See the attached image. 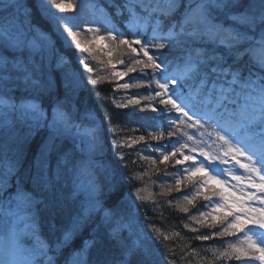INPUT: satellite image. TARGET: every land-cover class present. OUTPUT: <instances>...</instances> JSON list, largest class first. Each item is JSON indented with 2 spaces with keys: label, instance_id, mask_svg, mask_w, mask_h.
I'll list each match as a JSON object with an SVG mask.
<instances>
[{
  "label": "snow or ice",
  "instance_id": "6c2138e0",
  "mask_svg": "<svg viewBox=\"0 0 264 264\" xmlns=\"http://www.w3.org/2000/svg\"><path fill=\"white\" fill-rule=\"evenodd\" d=\"M103 49L112 80L136 81L116 90H147L115 104L140 116L130 136L84 107ZM133 154L181 166L176 190L208 209L195 240L242 237L216 260L264 264V0H0V264H177L180 233L147 225L128 187L145 175L125 174Z\"/></svg>",
  "mask_w": 264,
  "mask_h": 264
},
{
  "label": "trees",
  "instance_id": "16d2710c",
  "mask_svg": "<svg viewBox=\"0 0 264 264\" xmlns=\"http://www.w3.org/2000/svg\"><path fill=\"white\" fill-rule=\"evenodd\" d=\"M73 2L79 3V0H73ZM64 15L70 14L65 13ZM45 27H47L46 24ZM81 38L89 39L90 37L85 35ZM92 47L95 48L94 45ZM62 51L71 60V65L74 67V69L78 73H80L82 78L86 79L89 74L78 63V59L81 58L80 50L75 49L74 46H71L62 49ZM99 52L100 63H95L92 66L94 68H96V66L99 64L105 66L106 71H104L103 73H101L96 68L98 70V74L103 77L104 80L98 86L86 85L85 89L81 92V96L85 100L84 107L87 109H91L95 114L99 116H103L105 113L111 114V116L113 117L112 124L120 125L125 129L119 133L121 137L133 135L131 129L139 127V124L135 121H139L140 116H136L133 118V121H129L128 109L116 108L115 104L126 102L124 101V93L129 94L130 92H139L142 95H147V90L143 88H133L130 89V92L124 90H116L114 85L118 83V81L112 80L111 73L110 71H108L109 68L106 67L108 59L105 60V58L107 54H105L104 49L99 50ZM117 55V52L113 53V56ZM114 60H116V57L114 58ZM135 74L136 73H130L129 75L134 76ZM106 97L114 98L115 103H113L111 99H105ZM135 134H145L144 129H141L140 132ZM143 154L148 155L149 153L145 152ZM126 159L129 163V168L124 170L126 175L131 176L133 174L145 173L143 180H136L132 184L128 185V187L141 188V194L149 197V200L141 205L142 213H146L147 217L150 218L146 221V224H154L156 227L160 228L168 235H172L175 232L180 233V238L174 240V244L176 245L177 264H239V262L235 259L229 260L227 262H224L223 258H221L219 261L215 259V257L218 256V253L220 251H223L225 248V246L222 245L216 251L209 250V245L213 244L215 238H212L208 241L195 240L194 236L201 233H193L190 230V228H197V225L194 221L188 223L190 225L189 229L184 228V224L187 223L186 216L188 213L181 212L180 208L188 207L190 212L194 207V204L191 205L187 203V201L183 198L184 195L192 193L190 191L193 187L187 181H184V183L181 185L182 191L176 190V177L173 174L175 173L176 169L180 168V165H176L175 167H173L172 162L169 161L167 162V164L158 163V165L156 164L155 166H151L150 162L144 163L138 160L135 154L127 156ZM133 160H136V163H132ZM165 169L167 170L168 175L164 178H161V174L164 173ZM169 187L172 189L170 192L168 191ZM162 192L164 194L160 195V193ZM153 198L155 199V203H153ZM195 202L197 203L198 201H194V203ZM153 209L156 210L153 211ZM185 245L187 246L185 248V251L181 252V247ZM192 250H195V254H192ZM185 253H188L187 258L181 260L180 257L184 256Z\"/></svg>",
  "mask_w": 264,
  "mask_h": 264
},
{
  "label": "rangeland",
  "instance_id": "374dc122",
  "mask_svg": "<svg viewBox=\"0 0 264 264\" xmlns=\"http://www.w3.org/2000/svg\"><path fill=\"white\" fill-rule=\"evenodd\" d=\"M103 44H106V42H102ZM105 50V49H104ZM95 56H96V59L95 60H89L88 62H89V64H90V66H92V65H94L95 63H100L99 62V54H100V52H99V50H97V51H94V53H93ZM105 54H107V51L105 52ZM88 54L87 53H84V54H81V58H82V56H87ZM116 56H112V59H113V63H116V60H114V58H115ZM107 59H109V57H108V55L106 56V58H105V60H107ZM102 62H104V61H102ZM71 67L74 69V67L71 65ZM96 68L101 72V73H103L104 71H106V68H105V66H103V65H97L96 66ZM116 68H117V70H123V66H121V65H119V64H117L116 65ZM75 70V69H74ZM76 71V70H75ZM108 71H110V70H108ZM124 79H126V77H124V78H122L121 80H119V82H121V81H124ZM122 83V82H121ZM133 93H130V94H128V93H126L125 94V96H126V100H127V98L128 97H130L131 95H132ZM120 101H121V99H120ZM153 129H151V131H152ZM173 139H175V138H173ZM153 143V142H152ZM187 163V162H186ZM240 173H242V170H238V174H240ZM202 175V173H197V176H201ZM225 177H221V179H224ZM228 179V181H229V183H232V184H235L236 182L235 181H232L231 180V177H228L227 178ZM215 187L217 188V189H220L221 187H226V185H219V184H216L215 185ZM231 191H233V192H237V189H235V188H233V189H231ZM237 194H239L238 192H237ZM201 198L202 199H197L196 201H198L197 203L195 202H193L191 205H193L194 204V207L192 208V210L187 214V223H191V222H193L192 220H190V217L191 216H196L197 218H199V216H198V212H197V209H199V210H201V211H208V209H206V208H203L202 206L204 205V200H203V197L201 196ZM197 228H200L199 230V233H201V234H209V229L207 228V227H200V226H198L197 225ZM238 236H239V234H238ZM242 239V237H240L239 239L238 238H236V237H222V238H220V237H217V238H215V240H214V242H213V244H211V245H209V250H212V251H216V250H218L222 245H224L225 247H227V245L229 244V243H234V244H239L238 243V240H241ZM221 241H223V243H221ZM216 242V243H215ZM257 264H258V262H257Z\"/></svg>",
  "mask_w": 264,
  "mask_h": 264
}]
</instances>
